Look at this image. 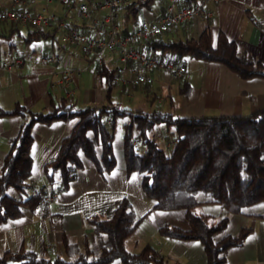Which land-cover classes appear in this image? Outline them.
I'll list each match as a JSON object with an SVG mask.
<instances>
[{"label":"trees","instance_id":"16d2710c","mask_svg":"<svg viewBox=\"0 0 264 264\" xmlns=\"http://www.w3.org/2000/svg\"><path fill=\"white\" fill-rule=\"evenodd\" d=\"M80 1L73 0L67 9H75ZM157 1L123 0L115 10L114 22L120 26L117 34L126 35L137 28L142 11L150 10ZM173 1L174 4L182 1L181 5H195L194 0ZM162 11L166 13L163 4ZM36 29L27 34L26 40L53 35L43 28ZM145 45L159 59L171 60L175 65L195 59L219 63L241 79L264 76V64L239 51L235 42L222 31L214 43L205 28L196 38L163 41L156 36ZM127 63L140 67L132 60ZM94 70L105 82L102 105L74 108L66 97L51 100V110L35 111L19 102L11 110L0 105V117L23 119L17 135L9 139V149L0 168V224L19 217L23 207L35 209L44 205L45 194L67 190L86 164L100 175L111 172L116 166L112 129L116 120L123 118L126 173L135 172L139 176L146 198L152 201V210H183L188 223L187 229L164 223L158 232L183 242H199L206 264H227V250L241 246L250 232L249 228L242 227L236 234L222 235L228 214H245L249 206L264 201V108L238 116H176L165 110L129 109L113 100L118 66L101 61ZM190 88L186 81L179 86V93L188 94ZM72 118L76 121L70 133L61 140L57 154L43 166L47 187L34 188L30 154L33 126ZM159 124L175 132L168 151L148 135ZM138 143L142 149L137 147ZM12 190L18 197L12 196ZM199 193L204 195L202 200L197 198ZM203 203L220 205L226 215L213 219L198 211ZM140 220L128 198L121 197L115 201L110 217L96 213L87 218L90 234L83 237L81 245L70 242L63 234L62 254L54 259L20 247L16 251H3L0 264H109L114 260L122 264H164L162 255L150 244L137 252L127 248L126 241L136 231Z\"/></svg>","mask_w":264,"mask_h":264},{"label":"crops","instance_id":"0c3cea01","mask_svg":"<svg viewBox=\"0 0 264 264\" xmlns=\"http://www.w3.org/2000/svg\"><path fill=\"white\" fill-rule=\"evenodd\" d=\"M52 2L53 0L47 4L42 3H45L49 10V4ZM101 2L102 0H89L90 10L85 15H79L77 20L70 23L63 22L61 27L65 28L66 34L75 30L85 35L103 36L105 33L99 24L108 10L99 6ZM173 2L166 0L162 4L166 9L169 5H172L174 9L187 6L181 5L182 1L175 4ZM162 4L153 5L150 10H143L141 18L150 20L162 16L164 14ZM193 4L201 7L198 15L191 21L178 24L164 32L168 38L167 41L196 38L205 28H208L214 43L217 34L222 31L235 42L239 51L264 64V0L209 2L194 0ZM53 11L51 12L54 13ZM57 16L60 17L59 19L62 17L64 21L67 13L57 14ZM57 26H59L58 23ZM160 35L157 37L162 39ZM66 47H63L62 54L47 51L39 54L33 52L27 60L23 56L5 59L0 56L1 107L11 110L15 103L19 102L35 111L51 110V100L56 101L61 97L68 98L74 108L104 104L106 90L104 79L99 77L95 70L89 72V75L82 72L87 65L89 66L93 54H84L78 44H68ZM150 54L158 57L151 51ZM100 57L102 61L113 66H123L122 78L127 79L137 71H144L140 67L120 61L116 50H105ZM181 66H184L186 71L177 80L180 85L187 81L191 86L188 94L180 95L183 97L180 103L184 109L197 112V115H205L204 113L208 111L212 114L238 116L249 115L257 109L264 108L263 75L241 79L219 63L195 59H188ZM190 68L191 75H188ZM64 69L73 70V78L68 82L64 80L62 83L53 85L62 77ZM165 71L154 70L151 73L154 78L153 83L155 78L162 76L165 78ZM153 83L150 86L132 87L117 81V91L120 90L129 102L123 106L129 109H140L130 103L135 98L133 90L146 91V96L141 95L140 99L134 101L136 104L144 99L148 101L150 94L162 102L165 99L164 96L169 95V87L163 85L161 92L164 96H158L151 88ZM173 105L175 104H170V106ZM75 121L76 119L72 118L53 121L49 124L36 123L33 126L30 154L32 157L31 183L34 188L38 187V184H41L39 187H47L43 166L57 154L61 140L70 133ZM22 122L23 119L19 116L0 117V168L9 149V139L17 135ZM114 155L116 166L111 172L100 175L93 167L86 164L82 170L78 171L75 180L67 190L45 194L44 205H38L35 209L23 207L19 217L1 223L0 254L7 250L16 251L20 247L32 250L48 259L53 253L62 254L63 234L70 242L81 245L83 237L90 234L87 218L96 213L110 217L115 201L126 197L136 215L141 217L136 231L126 241L127 248L129 241L134 247V249L128 248L130 251L137 252L145 244H150L162 255L164 264H206L203 246L199 242H183L162 236L158 232V228L164 223L187 229L188 223L183 210H152V201L146 198L139 176L135 172L126 173L122 140L121 148L114 151ZM200 212L210 215L213 219L226 215L223 207L215 211L202 209ZM242 227L249 228L250 232L241 246L227 250V264H264V201L249 206L245 214H228L227 227L222 235L236 234ZM142 236L148 241L140 245L138 240H141ZM109 264L122 263L114 260Z\"/></svg>","mask_w":264,"mask_h":264},{"label":"built area","instance_id":"2783aa9c","mask_svg":"<svg viewBox=\"0 0 264 264\" xmlns=\"http://www.w3.org/2000/svg\"><path fill=\"white\" fill-rule=\"evenodd\" d=\"M51 0H0V22L12 23L14 26L21 25L31 28H46L51 21H57L62 26L63 20L52 12H49L47 5L42 2H50ZM73 0H60L61 4L69 8ZM173 1V0H171ZM205 2L214 0H204ZM123 0H103L99 6H103L108 10L99 27L105 33L103 36L85 35L81 32L71 30L67 33L63 40L71 45L78 44L84 54H93L95 64H100L102 58L100 54L105 50H116L118 58L123 63L128 60L137 62L144 71H137L130 78H122L121 75L124 67L118 66L119 76L116 81L127 84L132 87L140 85H149L153 83L152 72L154 70H166L172 79L180 78L186 71L181 65H175L171 60L159 59L152 56L145 42L150 40L172 27L191 21L201 10L200 5L185 6L174 9L169 5L166 13L155 19L141 18L139 26L132 28L130 33L126 35H118L120 26L114 22L115 10ZM90 3L86 0L78 2L76 5L78 15H85ZM108 26V27H107ZM95 69V68H94ZM74 71L64 69L62 77L53 85L62 83L64 80L68 82L73 78Z\"/></svg>","mask_w":264,"mask_h":264},{"label":"rangeland","instance_id":"374dc122","mask_svg":"<svg viewBox=\"0 0 264 264\" xmlns=\"http://www.w3.org/2000/svg\"><path fill=\"white\" fill-rule=\"evenodd\" d=\"M87 3L89 0H86ZM103 1V0H102ZM166 0H159L154 5H159L160 2H164ZM90 8V6H89ZM53 12L57 14H64L67 13L66 18L64 19V23H70L73 20H77L79 18V15L77 13V9L68 10L65 6H63L60 2V0H53L51 4H49V12ZM57 12V13H56ZM14 25L12 23H4L0 22V56L5 58H15L16 56H23L24 59H28L29 55H32L33 52H36L39 54L40 52L47 51L48 53H61L63 52V47H66L68 44L63 40V37L66 35L65 28L61 26H57L56 21H51V23L46 27L43 28L45 31L52 32V36L46 37V38H40L38 40H26V36L29 31H34L35 28H26L21 25H16V28H13ZM163 41H167L168 38H166V34L162 33L160 35ZM67 48V47H66ZM81 50V49H80ZM86 64V63H84ZM115 64V63H113ZM190 63H188L189 65ZM96 64L93 60H91L89 66L87 65L82 72L89 75V72L91 73L94 71ZM191 68L189 69L188 75H191ZM166 77L163 76L160 78H155V81L152 85V90L155 92L158 96H164L163 92H161V87L163 85L169 87V95L164 96L165 99L162 102H159L157 98H154L153 94H150L148 96V101L141 100L140 103L134 102L135 100L140 99L141 95L144 97L145 90L141 91H132V93L135 95L132 102H130L134 107H138L141 110L145 111H151L155 109L159 110H169L172 111L174 115H197V112H192L191 110L184 109V106L182 103H180L183 100V97L180 96L179 93V86L180 83L177 79L170 78L167 71H165ZM113 100L117 102H121L122 104L129 103L127 98L123 95L122 92L117 91V87L113 92ZM181 100V101H180ZM171 103H174L175 105L170 106ZM92 105H100V104H92ZM80 107V106H79ZM172 107V108H171ZM205 115H218V114H212L210 112H205ZM124 122L123 118H118L115 122L114 128L112 129L113 133V148L114 151H116L118 148H121V140H122V132L123 127L122 124ZM149 137L156 138V141L158 145L163 148L164 150L168 151L171 147L172 142L175 139V132L173 128L167 129L164 124L155 125V127L148 133ZM137 147L139 149H142V145L139 143L137 144ZM41 184H38V187ZM36 187V188H38ZM29 191V190H28ZM12 196L18 197V194L15 191L10 192ZM204 197L203 193H199L197 195V198L199 200H202ZM209 204V205H207ZM214 206V207H211ZM219 208H222L218 204L213 203H203L201 204L197 209L198 211L207 210V211H215ZM141 240H138V242L143 244L147 243L148 240L145 239V237H140ZM129 249H134L131 242L128 243ZM57 255L61 254H51L49 257L50 259H54Z\"/></svg>","mask_w":264,"mask_h":264},{"label":"water","instance_id":"95a60500","mask_svg":"<svg viewBox=\"0 0 264 264\" xmlns=\"http://www.w3.org/2000/svg\"><path fill=\"white\" fill-rule=\"evenodd\" d=\"M264 74V72H262Z\"/></svg>","mask_w":264,"mask_h":264}]
</instances>
